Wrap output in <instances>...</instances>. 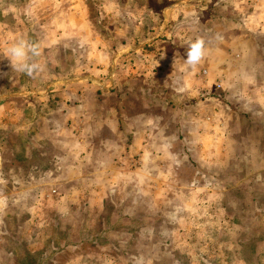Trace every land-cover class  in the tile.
I'll return each mask as SVG.
<instances>
[{
    "label": "crops",
    "instance_id": "crops-1",
    "mask_svg": "<svg viewBox=\"0 0 264 264\" xmlns=\"http://www.w3.org/2000/svg\"><path fill=\"white\" fill-rule=\"evenodd\" d=\"M39 1L0 4H20L29 11ZM247 1H232L238 8L228 17L232 27L218 29L211 51L210 45L205 47L206 53L214 52L211 60L192 68L184 59L166 57L168 66L179 65L180 80L154 76L149 82L144 79L142 87L139 75H127V59L138 51L141 32L135 18L132 30L126 29L124 15L123 24L112 31L99 35L88 28L87 77L71 73L61 80L59 71H53L50 82L28 78L52 89H3L0 264H30L35 257L41 264H240L243 242L238 236L261 230L256 244L264 246V0ZM255 1L257 10H247ZM67 27L60 23V32L54 26L39 27L43 39L49 34L52 39L46 46L38 44L37 58H49L53 69L64 61L56 43ZM72 31V38L80 34ZM16 34L30 42L34 30ZM11 45L0 49L7 66ZM91 52L101 58L89 59ZM201 66L210 69L205 84L189 76ZM93 69L105 75L101 91H92V83L101 79L92 75ZM75 79H88V92L69 91L75 89L68 86ZM211 90L209 107L190 105L196 92ZM155 94L164 98L162 107L142 112V97ZM125 100L131 104L126 106ZM192 162L201 166L190 178L194 183L196 178L211 181L212 187L202 188L199 182L189 187L190 170L183 164ZM36 164L40 181L30 174ZM161 164L164 172L157 167ZM174 164L182 167L174 169ZM236 165H244L243 180L251 182L250 189L237 184L236 169L228 182L220 177L223 169ZM125 181L132 184V200L119 215L104 198L110 190L122 189ZM50 187L60 192L51 195ZM237 194L251 207L245 223L236 214ZM108 209L109 223L119 230L107 237L102 232ZM220 252L226 258L219 263Z\"/></svg>",
    "mask_w": 264,
    "mask_h": 264
},
{
    "label": "rangeland",
    "instance_id": "rangeland-1",
    "mask_svg": "<svg viewBox=\"0 0 264 264\" xmlns=\"http://www.w3.org/2000/svg\"><path fill=\"white\" fill-rule=\"evenodd\" d=\"M57 1L58 3L52 0H40L37 8L29 9V11L24 5L20 6V4L17 8L11 6L8 3L0 4V49L5 48V45L14 44L21 40L20 37L22 36L16 33H20L23 29L34 30V35L29 34L31 43L43 44L46 46L48 41H51L52 36L49 34L43 39V36H40L42 30H40L39 27L45 28L47 26H54L55 29H57L60 23L64 25L68 24L70 26L67 27L66 30H62V32L64 31L62 36H58L57 38L58 43L56 44L61 45V54L65 55L63 56L64 61H61L62 65L59 67V69L57 66L53 69L49 58L38 59L35 57L34 59L37 62H39L38 60L41 61L43 71H41L35 77H29L24 73L13 70L11 65L7 66V64H5L7 58H5L3 52L0 50V57H2V59H0V95L4 94V88L13 91H27L31 88L37 92L42 91L47 86H51L49 89H52L51 84L44 85L41 82L36 84L34 83L36 80L40 81L41 79H47V82H50L53 71L54 75L58 74L59 71V74L62 78L61 80L67 79V76L71 73H74V77L77 78L81 76L87 77L88 28L90 30H94V32L99 35L102 32L106 33V31H112L114 28H117L119 24H123L120 21L122 19L121 17H124V15L127 19L126 29L130 28V30H132L133 18H135L134 22L136 24L139 23L138 25L141 32L140 47L138 48V51L135 53L131 52L129 58L127 59L129 67L127 75L131 76L133 73H135L136 77L140 76V78H142V87L144 85V79H146L145 82H149L154 76L157 79L167 76L171 77L172 80L175 78L180 80L181 70L179 65L173 64L171 67L168 66V64H166V57H169V59L173 61L186 59L187 42L189 40H195L197 37H202L205 42V47L210 45L207 46V48H209L208 51H211L212 49L210 48L212 46V40L216 36L218 29L225 28L227 30L228 28L232 27L233 23L229 21L228 17L230 16V13H237L236 11L238 10V8L234 7V2H232L233 0H126L128 1L127 3H120L119 5L118 3H111L113 0ZM254 4H256V1L253 3V5L251 4L250 7L248 5L247 10H257L254 8ZM56 13L58 16L54 21H52V15L54 14V16H56ZM10 29L14 32V37L10 36L12 33L9 31ZM71 30H73L72 33L80 31V34L72 38ZM57 31L60 32L61 30L57 29ZM23 39L26 40V36H23ZM93 40L92 43H94ZM166 46H169V51L165 50ZM91 53L92 54L89 59L91 58L94 60L96 58H101L100 56L95 57V54L93 52ZM213 54L214 52H211L210 54L206 53L205 51L204 58L201 62H203V60H211V58H213ZM83 55H86V59H82ZM127 55L128 53L124 54V56ZM44 59H48V61L46 62ZM95 70L101 71L102 68H97ZM209 70L201 66L198 69L192 71L189 76L202 82L204 79H206V77H208ZM90 72L93 73L92 75H95L96 73L94 72V69ZM202 72L204 73L202 74ZM102 73H104V71ZM96 75L97 77L100 75L102 80L100 79L98 82L92 83V91H101L104 89V84L102 82L105 80V75L97 73ZM28 78L33 80L34 83H30ZM72 83L73 85L68 86H73L75 89L73 91L70 89L69 91H76L78 93L80 91L88 92V79H75L72 81ZM202 83L205 84L204 81ZM129 85L132 86V84ZM213 87L216 90L215 84ZM64 89L65 88H62L61 91L69 92L67 91L69 88H66L65 90ZM212 92L214 91L211 90L210 94L196 92V96L190 98L192 101L190 105L196 106L197 103H200L202 104V107L204 105L209 107L207 105L209 103L211 104ZM144 96L146 97H142L141 99L142 112H146L148 109L159 110V108L162 107L160 104L164 99L163 97H161V99L157 94L153 95L152 97H148V95ZM129 102V100H125L126 106L131 104H129ZM165 120L166 119H163V121ZM189 159L193 160L192 158ZM164 166L165 165L162 164L157 165L158 169L163 170V172ZM183 166L189 168L190 171L188 170V175L190 178L191 175L197 172V168H199L201 165L199 166L198 164L192 162L188 163V165L183 164ZM173 167L174 169H179L182 166L181 164H174ZM235 169L236 173H238L235 175L236 179H238L237 184L241 183L242 187H245V189H250L251 185L249 184H251V182L246 183L243 180V178H245L244 176H247L244 165H236L234 167L231 166V168H225L223 169L220 177L225 182H228L229 177L233 174ZM155 173L158 174L157 171ZM30 174L36 179L38 178V181L42 180V175L40 174V165L36 164L33 166V168L30 170ZM152 175L155 176L154 174ZM194 180H196L197 183H194L195 181L190 178L191 183L189 187H197L198 182V186H201L202 188L212 187L211 181H199L197 178ZM255 185L256 184H254V186ZM131 187L132 184L128 181H125L122 189L110 190L109 194H107V196L104 198V202L107 200L106 205L109 204L112 206V209L117 208L119 215H121L120 208L132 200V197L130 196L132 189ZM256 187L257 186H255V188ZM55 189L57 188L50 187L48 193L55 195L60 192L56 191ZM202 197L203 195L201 198ZM190 198L198 197L190 196ZM221 199L223 200L224 198L222 197ZM222 203H225L224 200ZM250 208L251 207L249 203L244 200V198H240V195L237 194L236 214L237 217L240 218V222L245 223L249 218V215L251 214ZM109 210L110 209L103 212V216L106 219L103 228H106V230L102 232V234L106 235L107 237L112 236L113 232L119 230L118 228L114 229L113 226H111V223H109L112 214V211ZM118 211H116V214ZM131 229L133 228H129V230ZM165 231L160 234V237H165ZM260 231L261 230L257 231L256 233L252 232L246 234V236H238V241L240 240L243 242L241 244L242 258L241 260L237 259L240 264H264V246L261 243H258V245L256 244V241L259 242L262 239V236H259ZM86 232H88V230ZM196 235L197 234L194 233L193 237L196 238ZM53 245L54 244H51V247H53ZM79 246L81 247V244ZM80 252L81 250L77 253ZM219 255L220 263L222 260H224V258H226V256L221 252ZM16 263L22 264L18 260H16ZM30 264L41 263H38L37 258L35 257V260L30 262ZM229 264H233V262Z\"/></svg>",
    "mask_w": 264,
    "mask_h": 264
},
{
    "label": "clouds",
    "instance_id": "clouds-1",
    "mask_svg": "<svg viewBox=\"0 0 264 264\" xmlns=\"http://www.w3.org/2000/svg\"><path fill=\"white\" fill-rule=\"evenodd\" d=\"M6 54L11 67L17 72L24 73L29 77H35L43 71L41 64L34 59L41 55L38 44L21 39L8 47ZM204 55V39L202 37H197L195 40H189L187 42V58L184 59V63L195 68L202 61Z\"/></svg>",
    "mask_w": 264,
    "mask_h": 264
},
{
    "label": "built area",
    "instance_id": "built-area-1",
    "mask_svg": "<svg viewBox=\"0 0 264 264\" xmlns=\"http://www.w3.org/2000/svg\"><path fill=\"white\" fill-rule=\"evenodd\" d=\"M204 72H202V74H203Z\"/></svg>",
    "mask_w": 264,
    "mask_h": 264
}]
</instances>
